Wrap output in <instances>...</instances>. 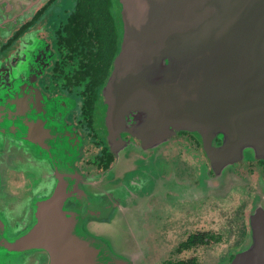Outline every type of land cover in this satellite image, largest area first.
Here are the masks:
<instances>
[{
  "label": "water",
  "instance_id": "water-1",
  "mask_svg": "<svg viewBox=\"0 0 264 264\" xmlns=\"http://www.w3.org/2000/svg\"><path fill=\"white\" fill-rule=\"evenodd\" d=\"M48 1L0 0V35ZM118 2L122 41L98 125L116 162L103 173L75 166L84 139L66 120L74 100L39 86L51 44L25 39L0 60V200L13 161L50 172L31 196L0 205V264L143 262L147 200L164 191L189 196L158 169L180 132L199 136L209 159L200 187L232 184L234 165L264 161V0ZM262 205L252 214L250 247L232 264H264Z\"/></svg>",
  "mask_w": 264,
  "mask_h": 264
},
{
  "label": "rangeland",
  "instance_id": "rangeland-1",
  "mask_svg": "<svg viewBox=\"0 0 264 264\" xmlns=\"http://www.w3.org/2000/svg\"><path fill=\"white\" fill-rule=\"evenodd\" d=\"M61 1V3H60ZM73 0H57L53 5H59L57 6L58 10H60L58 13H61L64 7H71V3ZM52 5V6H53ZM61 6V7H60ZM115 13H117V16L120 18L119 11L120 6L117 3L114 8ZM45 14V15H44ZM41 17L40 15L37 16L35 22H38V18L40 17V23L38 26L42 25V28H49V30H54L57 23L59 22V17L57 15H53V11L45 12ZM24 21L21 22L19 25H23ZM35 24V23H34ZM33 24H31L29 27H31ZM48 25V26H46ZM18 27L17 29L19 30ZM17 29H15L8 38H11V42H14L16 39H18L22 34L18 35V32L16 33ZM25 29V28H24ZM23 29V31H24ZM30 34L32 37H34L33 34H35V30L29 31L27 34V39H31ZM38 40H42V38L38 37ZM38 40H35L36 42ZM1 41V40H0ZM21 41V39H20ZM49 41L51 42L53 46L52 40L49 38ZM54 48V46H53ZM41 88L50 96H57L60 95V91L57 90V88L52 85L51 87H46L43 85L42 82L39 83ZM46 85V83H45ZM54 89V90H53ZM54 92V94L52 93ZM101 96V93H100ZM69 97L74 100L75 97L69 95ZM82 103V101H81ZM73 110L71 113L70 121H79V119L82 118V111L80 105V99L78 98L74 102L73 101ZM98 111L100 113L95 118V127H101L100 122H103L102 117V108L100 107L98 103ZM99 125V126H98ZM79 126V125H76ZM100 131V134L105 135V132L103 133ZM168 146V152L165 161L162 162V168L165 170H172L175 168L176 174H178L179 177L184 178L187 174L192 173L193 176H196L193 179L192 185L189 184L187 187V193L190 196L188 201H185V203L193 204L196 201V199L203 195L200 199H205L208 195H215L219 193V191L216 190L212 184L205 182L202 187H200V183L198 185H193L196 182L197 176L200 172V167L204 162L208 163L204 157L202 159H199L198 157L201 154V150L196 148V144L191 142L187 136L183 135H177L174 137L167 145ZM89 153L85 155V161H90L91 158L94 160V152L88 151ZM153 155V153H151ZM146 158V157H145ZM33 163L29 162L28 164H25L24 162H19L13 165V167H9V171L7 172L6 178L8 182V187L5 191V195H1L0 205H5L6 203H13L14 201L19 200V198H23L26 196H30V192L32 189L37 186L38 184V177L37 171L32 167ZM171 165V166H169ZM175 166V167H173ZM94 167V166H93ZM91 167L92 173L95 174V169ZM192 167V170L190 169ZM83 172V170H82ZM174 172V171H173ZM259 175H262V173H258L257 177H250L248 180L250 181V185L241 184L238 181L233 180L231 186V189L237 188L235 196L232 195V197L229 198L228 202L226 193L224 192L225 196L218 199H223L226 202L223 201H209L211 199H207L208 202H204V205L207 206V208L201 209L200 207H189L186 210L184 208H181L180 205L175 203H164L161 202L160 206L156 208L153 213L150 214V223L149 228L150 232L148 231L147 227V219L145 222V229L143 232V235H141V241L143 243V256L141 263L138 264H161V261L169 254V251H172L176 249L181 242H185L186 239L190 236L195 234L197 230L201 228H212L216 230V225L220 221V227L219 229H222L223 223L222 221L227 219L228 222H236L240 219L239 222L246 223L247 216L251 211L252 205L255 206V200L256 197H264V181L263 178ZM199 182V181H198ZM197 183V182H196ZM187 184V183H185ZM214 186H218L217 183L214 184ZM245 187V188H244ZM263 189V192L261 190ZM186 197V196H184ZM206 200V201H207ZM157 205V204H156ZM230 220V221H229ZM232 225V224H231ZM224 227V226H223ZM234 227V226H233ZM205 229V230H206ZM239 227L235 229V235L231 236L230 242L227 245H217V246H210V245H197L187 251H183L180 258L183 260H189L191 258H197L198 260L205 261L204 259L207 258V255L210 257L218 256L223 258L227 252H231V250L227 249L228 245L237 243L240 238L237 234L236 230H238ZM154 242V244H153ZM165 242L168 244V250L166 254L165 249ZM152 244L154 246V253L152 256L151 261H149V257L147 258V251L149 249V245ZM236 251V250H235ZM153 252V251H151ZM175 252L178 253V250H175ZM151 255V254H150ZM160 256V258H158ZM174 255H171L170 258H173ZM217 258V257H216Z\"/></svg>",
  "mask_w": 264,
  "mask_h": 264
},
{
  "label": "flooded vegetation",
  "instance_id": "flooded-vegetation-1",
  "mask_svg": "<svg viewBox=\"0 0 264 264\" xmlns=\"http://www.w3.org/2000/svg\"><path fill=\"white\" fill-rule=\"evenodd\" d=\"M55 1H57V0H49L46 4H43L37 10L34 17H32L30 19H25L24 24L21 25L22 27L20 26L21 28L24 27L25 29L22 32V35L18 39H16L14 42H11V38H8V37L3 38L0 35V40H1L0 41V60L8 58L19 48L23 44V43L21 44V41L23 40V42H24V40L27 39V34L29 31L35 30V34H33L34 37H32L30 34L31 39H28L25 42H28L30 40L32 41L35 39L37 40V38L40 37L42 39H46V41L51 44V42L49 41V38L52 40V33L55 31V29L49 30V28H45V27L42 28L43 27L42 25H40V26H38V25L40 23V17L45 12H48L49 10L54 12L53 15H57L60 18V15L62 14V12L58 13L59 10H58L57 6H59V5L58 4L53 5L55 3ZM60 3H61V1H60ZM117 3L119 4L118 0H117ZM119 6H120V4H119ZM67 9H69V8H67ZM38 15H40V17L38 18V22H35L34 20H36ZM119 15H120V19H121V6H120ZM31 24H33V25L31 27H29ZM46 26H48V25H46ZM21 28H19V30ZM19 30L17 29L16 33ZM20 39H21V41H20ZM52 42H53V40H52ZM53 46H54V48H53ZM53 46L51 44V49H52V51H54L53 56L50 55L52 63L50 65V67L47 69L46 74L42 75L40 77L38 83L42 82L43 85L46 86L47 88L54 85L57 88V90L60 91L59 92L60 94H63L66 96L71 95V96L75 97L74 102L77 100V103H78V98H80V97L77 95V92L76 93L72 92L73 88L71 90L69 87H65V89L59 88V83H57V80L55 78V72L53 70L54 66H55V62L58 60L59 54L57 52V49L55 48L54 42H53ZM45 83H46V85H45ZM64 83L65 82L63 81V83L61 85H63ZM52 93L54 94V92H52ZM80 105H81V101H80ZM70 118H71V115L69 114L67 116L66 120L68 122H70L72 125H74L75 129H78L82 134L80 123L78 124L77 121H74V118H73V120L70 121ZM76 125H79L80 127L76 126ZM179 135L187 136V138L191 142L196 144L197 150L198 149L201 150L202 155H200L198 158L202 159V157H204L208 163L204 162L202 164V166L200 167V169H202L203 167H210L209 159L207 158L206 153L203 150L201 138H199V136H197L195 134H191V133H187V132H180L178 134V136ZM126 138H128V135H126ZM83 139H84V137H83ZM127 140H129V139H127ZM214 145H216V146L220 145V141L215 140ZM84 147H85V139H84V146L81 149V155L78 157V159L75 163L76 168H78V170L81 173L93 175V173H92L93 171H92L91 167L94 166L93 168L95 169V174L103 173L104 170L101 171L100 170L101 168L92 164V162L94 161V160H92V158L90 159L91 162L84 160L85 155L87 154V151L86 152L84 151V149H85ZM167 152H168V146L164 149V153H163V155L160 159V162H159V168L158 169H159V172L161 173V175L167 179H172V178L176 179L177 185H180V186H188L189 184L192 185L193 179L196 177V176L192 175L193 171L191 173L187 174L184 178H182V177H179L178 174H176L175 168L172 170H165V171H164V168L161 169L162 162L165 161L166 156H167L166 155ZM151 153H153V152L149 151L148 153H146V155L144 157L149 158V157L153 156ZM114 158L115 159L113 160V164L109 168H111L115 164L116 157L114 156ZM21 162H24L25 164H28L29 162L33 163L32 167L35 169V171L38 170L37 171L38 175L40 174L38 177L37 186H35L32 189V191L29 193L31 196L35 191H37L38 189H40V187L43 186L42 182H44V180L47 179L48 174H50V172L47 168L46 169L43 168V165L36 163L34 160L24 159V160H21ZM16 163H18V161L15 160V161H13L12 165H14ZM169 166H171V165H169ZM173 167H175V166H173ZM190 169L192 170V167ZM82 170H83V172H82ZM96 171H100V172H96ZM201 173H202V171L200 170V172L197 176V179H196L197 183L195 182L193 185L197 186L198 183H200L198 181H199V177H200ZM234 173L236 175V178L238 179L237 181L241 184H245V187H247L246 186L247 184L250 185V181L248 180V178L257 177L258 173H262V175H259V176H261L263 178V181H264V161H250V162H243L240 165H234ZM210 175L214 176L212 171H210ZM185 183H187V184H185ZM217 185L218 186L213 185V187L216 189L214 191H219V193H217L215 195H208L206 198L211 199L209 201H213V202H216V201L226 202L227 201L228 202L229 198L232 197V195L235 196L237 188L231 189V186H230L231 184H228L227 182L222 183V184H220V183L218 184V182H217ZM224 192L226 193V195H228L226 197L227 198L226 201H224L223 199H218V198H222L225 196ZM261 192H263V189L261 190ZM202 196L203 195H200L196 199V201H193L195 203L190 204V205H189V203L188 204L185 203V201H188L190 196L184 197V196L179 195L178 193H174L173 191H164V192L158 193V194L150 197L149 200H147V202H146V207L144 210L145 211V220L147 219V221H148L146 228H148V231L150 232V230H149V228H151L149 226L150 214L153 213V211L160 206L161 202L178 204V205H180L181 208H184V210H186L190 206L196 207L198 205H199L198 207H200L201 209H204V208H207V206L204 205V202H208V200L206 198L200 199V198H202ZM255 202H256L255 206L252 205L251 211L247 216L246 223L239 222L240 221V219H239L236 222H231V224H232L231 225L230 222H228L226 219V221L225 220L222 221L224 227L222 226V229H219L218 227H220V221L218 220L219 223L216 225L217 226L216 230H214L212 228H208V229L201 228V229L197 230V232H195V234H193V235H190L186 239L185 242L184 241L181 242L180 245L176 249L169 251V254H167V252H168V250H170V248H168V246H167L168 244L165 242V249H166L167 256L161 261V264H232L233 260L237 256V254H239L243 250H247L250 247L249 245L251 242V234H252V222H251L252 214L259 206H260V208L263 207L262 202L264 203V197L261 198V197L257 196ZM237 227H239V229L236 230V232L239 235L240 240L235 244L228 245L227 249L231 250V252H227L223 258L218 257V256L210 257L209 255H207V258L204 259L205 261H202V262L200 260H198L197 258H191L189 260H183L180 258L183 251H187V250H189V249H191L197 245H210V246L227 245L230 242L231 236L235 235V229ZM193 236H199L201 242L200 243L190 242V239ZM188 242L193 243L194 245L188 247ZM153 244H154V242H153ZM153 244H152V248H151V245L148 244L149 249L147 251V258L150 256L149 261H151L153 253H154ZM175 250H178V253L175 252ZM151 251H153V252H151ZM171 255H174V257L170 258ZM102 256H103V249H102ZM158 258H160V256Z\"/></svg>",
  "mask_w": 264,
  "mask_h": 264
},
{
  "label": "trees",
  "instance_id": "trees-1",
  "mask_svg": "<svg viewBox=\"0 0 264 264\" xmlns=\"http://www.w3.org/2000/svg\"><path fill=\"white\" fill-rule=\"evenodd\" d=\"M116 4L117 0H73L71 7L62 10L52 33L59 54L53 69L55 78L59 88H73L72 92H77L82 101V118L77 123H80L85 139L84 151L87 154L89 150L94 152L92 164L101 171L108 169L115 159L105 135L100 134L94 124L101 89L122 41V22L114 11ZM63 81L65 83L61 85ZM190 242L200 243L201 240L199 236H193ZM190 242L188 247L194 245Z\"/></svg>",
  "mask_w": 264,
  "mask_h": 264
}]
</instances>
